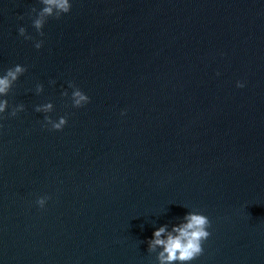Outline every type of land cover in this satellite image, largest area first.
Wrapping results in <instances>:
<instances>
[{
    "label": "water",
    "instance_id": "water-1",
    "mask_svg": "<svg viewBox=\"0 0 264 264\" xmlns=\"http://www.w3.org/2000/svg\"><path fill=\"white\" fill-rule=\"evenodd\" d=\"M33 7L0 0V70L28 69L0 121V264H157L154 227L189 210L211 221L191 264H264V0H73L43 37Z\"/></svg>",
    "mask_w": 264,
    "mask_h": 264
},
{
    "label": "clouds",
    "instance_id": "clouds-1",
    "mask_svg": "<svg viewBox=\"0 0 264 264\" xmlns=\"http://www.w3.org/2000/svg\"><path fill=\"white\" fill-rule=\"evenodd\" d=\"M39 3L41 7L39 9L33 7L28 15L32 17V25L36 32L43 37L45 35L43 29L48 19H59L70 13L73 0H39ZM20 19H23V16ZM18 33L26 40H33L36 49L43 47L44 40H36L24 26L18 27ZM27 70V66L19 63L0 70V121L5 118V113L11 117H16L20 112L25 111L23 103L10 104L8 97L16 82ZM216 75L219 76L220 73L217 72ZM50 83L55 84L56 82L53 80ZM236 87H245V82L237 80ZM68 89H71L70 93ZM43 91L44 85L39 82L36 83L35 93L39 95ZM62 95L70 98L73 108L83 107L90 101L89 95L71 81L68 83V88L63 90ZM54 110L55 105L50 100L35 106L37 113L44 114L42 127L61 131L68 124V114L54 118L50 115ZM121 115H125V110L121 111ZM2 127L3 124L0 123V128ZM49 199H51L50 196L42 195L36 199L35 203L43 209ZM210 227L211 221L207 215L197 210H189L172 224L164 223L154 227L151 238L147 240V250L150 253H155L157 264H191L203 253V242L211 235Z\"/></svg>",
    "mask_w": 264,
    "mask_h": 264
}]
</instances>
